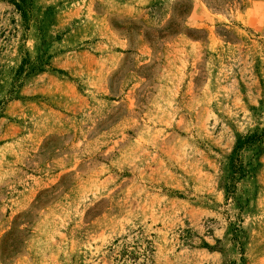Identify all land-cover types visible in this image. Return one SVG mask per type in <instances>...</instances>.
<instances>
[{
	"label": "rangeland",
	"instance_id": "rangeland-1",
	"mask_svg": "<svg viewBox=\"0 0 264 264\" xmlns=\"http://www.w3.org/2000/svg\"><path fill=\"white\" fill-rule=\"evenodd\" d=\"M0 264H264V0H0Z\"/></svg>",
	"mask_w": 264,
	"mask_h": 264
}]
</instances>
